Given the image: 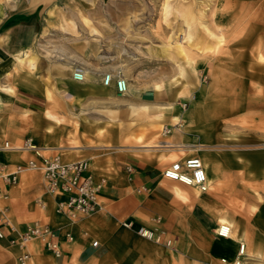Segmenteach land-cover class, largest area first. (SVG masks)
I'll list each match as a JSON object with an SVG mask.
<instances>
[{"label":"crops","instance_id":"crops-1","mask_svg":"<svg viewBox=\"0 0 264 264\" xmlns=\"http://www.w3.org/2000/svg\"><path fill=\"white\" fill-rule=\"evenodd\" d=\"M225 1L236 15L240 9L243 19L259 27L261 39L250 50L257 53L256 67L264 68L260 59L264 0ZM64 4L65 0H0V84L10 78L14 88L5 113L0 110V140L20 146L31 138L45 153L59 152L65 161L87 159V172L104 181L103 208L76 219L58 212L56 201L61 196L46 191L43 175L36 170H26L13 185L0 182L8 194L0 199V211L15 225V230L5 228L6 235L0 238V264H17L22 249L10 240L34 222L48 224L62 250L56 256L40 239H33L31 249L40 264H175L180 260L221 264L220 257L237 255L240 243H245L246 262L251 234L264 232V103L261 108L238 107L224 115L228 99L222 101L217 87L216 96L207 100L204 95L187 111L161 108L174 100L156 87L129 81L128 91L120 94L116 76L123 69L115 47L88 33L83 23L86 15H51L60 14ZM202 59V72L214 74L220 61ZM234 62L238 66V60ZM77 69L83 70V79L74 76ZM108 72L114 78L106 84ZM260 78L264 83V76ZM249 114L262 117L243 132L238 117ZM179 115L183 117L177 122ZM232 116L236 118L230 120V130L237 140L228 160L226 123ZM164 126L172 127L171 131L163 133ZM32 156L31 150L0 151V159L10 165ZM191 156L201 157L210 182L200 195L193 185L163 174L172 161ZM230 175L235 177L234 191L224 185ZM176 185L188 198L179 197ZM261 197L259 224L257 208L252 218L246 213ZM39 199L46 207L40 206ZM221 214L229 216L239 238L217 233ZM140 228L152 230L159 240L139 235Z\"/></svg>","mask_w":264,"mask_h":264},{"label":"rangeland","instance_id":"rangeland-1","mask_svg":"<svg viewBox=\"0 0 264 264\" xmlns=\"http://www.w3.org/2000/svg\"><path fill=\"white\" fill-rule=\"evenodd\" d=\"M186 1L194 5L189 15H178L184 0H65L62 12H52L51 15H86L87 18L83 19L85 29L102 43L115 47L128 80L136 86L157 87L159 84L163 91L170 93L172 100L176 102L175 109L179 111L192 108L198 101L201 102L204 95L207 100L212 99L217 95L218 91H214L216 87L220 89L222 101L228 99L222 110L224 115L225 110L233 104H238L239 108L247 111L258 106L261 108L264 103V83L259 81L260 76H264V68L256 67L253 62L257 53L250 50L251 45L261 39L259 27L251 25L249 18L243 19L240 9L236 15L225 0H203L200 6L207 8L204 13L197 3L195 5L196 0ZM89 15L92 16L91 19ZM182 29H186L184 40L187 55H179L173 47L175 58L164 56L161 45L166 42L167 36L170 35L176 43V35ZM206 56L220 61L214 74L202 72V58ZM233 60H238V66L234 67ZM252 75L255 77H251ZM2 81L4 84H0V110L6 109L14 95L10 78ZM184 102H188L186 107H183ZM2 112L5 113L4 110ZM261 117L250 114L239 116V120H243V132L250 131ZM227 118V123H231L230 120L236 117ZM227 127L225 149L229 160L237 139L231 133V126ZM234 178L230 175L226 180L227 189L232 190L231 187L236 184ZM259 200L248 208L246 215L252 218L253 210L257 208L255 214L261 224L260 204L263 198ZM243 207L244 204L240 209H244ZM231 214L236 216L237 212ZM138 234L141 235L139 232ZM251 235V243H247L248 257L245 264H264V232L255 230ZM45 247L47 248L46 245ZM22 252L23 249L20 253ZM32 255L35 263L40 264L33 252ZM175 264L189 262L180 260V263Z\"/></svg>","mask_w":264,"mask_h":264},{"label":"built area","instance_id":"built-area-1","mask_svg":"<svg viewBox=\"0 0 264 264\" xmlns=\"http://www.w3.org/2000/svg\"><path fill=\"white\" fill-rule=\"evenodd\" d=\"M74 76L83 79L85 74L82 69H77ZM113 78L114 73L108 72L104 77V82L109 84ZM116 86L120 94L128 91L129 80L122 71L117 73ZM187 104L188 102H184L183 107H186ZM171 129L172 127L164 126L162 131L168 133ZM1 150H31L34 153V156L28 158L25 162L14 165L0 159V182L5 185L17 183L20 175L26 170H36L43 175L46 191L61 196L56 201L58 212L76 219L80 216L93 214L103 208L100 193L104 187V181L96 179L93 174L87 172L89 167L87 159L65 161L59 152L45 153L44 148L37 145L31 138H26L20 146H13L7 140H0ZM163 174L170 179L195 185L201 191H207L210 187L203 160L199 156L174 160L164 169ZM7 197L8 194L0 188V199ZM38 203L40 206L46 207L45 201L39 199ZM125 225L130 226L131 223L126 222ZM5 228L15 230V225H13L5 211H0V238L5 237ZM231 232L230 224L227 226L220 224L217 228V233L224 237H229ZM139 233L146 238L159 240V237L152 230L140 228ZM54 235L55 231L48 224L34 222L10 241L12 244L25 245L27 241L40 239L56 256H60L62 250L59 243L53 240ZM68 236L70 239L73 238L70 234ZM97 243L98 241H94V244L97 245ZM245 256V243H240L235 257L222 256L220 262L221 264H245ZM18 264H36L32 252L23 250L18 256Z\"/></svg>","mask_w":264,"mask_h":264},{"label":"bare ground","instance_id":"bare-ground-1","mask_svg":"<svg viewBox=\"0 0 264 264\" xmlns=\"http://www.w3.org/2000/svg\"><path fill=\"white\" fill-rule=\"evenodd\" d=\"M168 1H171V0H168ZM202 2H203V0L201 1V0H196L195 1V5H196V3H197V6L199 5H201L202 4ZM193 4V3H192ZM192 4H188V2L186 1V0H184V2H182V6H181V8H180V10H179V13H178V15H189L191 12H192V7H193V9H194V5H192ZM190 5H192V6H190ZM150 7V6H149ZM201 7V6H200ZM201 9H202V11H203V13H204V11H206L207 10V8H204V7H201ZM151 10V9H150ZM194 11V10H193ZM178 27V26H177ZM185 32H186V29H182V30H180L179 32H178V34L176 35V37H177V42L176 43H174L173 42V39H172V37L169 35V36H167V40H166V42L164 43V44H162L161 45V52H162V54L164 55V56H167V57H169V58H175V56H174V52H172V48L173 47H175L177 50V53L179 54V55H182L183 57L184 56H186L187 55V49H186V46H185V41L186 40H184V38H185ZM213 36H214V34H212ZM216 36V35H215ZM219 37V36H218ZM218 39V38H217ZM222 40V39H221ZM104 41V40H103ZM218 43V42H217ZM99 44V43H98ZM221 44V43H220ZM45 46V45H44ZM47 46V45H46ZM106 47V46H105ZM123 50V49H122ZM60 52V51H59ZM197 52V51H196ZM34 56V55H33ZM67 57V56H66ZM134 57V56H133ZM132 57V58H133ZM261 58H264V54H262L261 55ZM18 59L20 60V61H22V58H20V57H18ZM136 59V58H135ZM125 60V59H124ZM71 61H73V60H71ZM27 62V61H26ZM29 63V62H28ZM71 63V62H70ZM117 65V64H116ZM127 65V64H126ZM113 66V65H112ZM120 66V65H119ZM125 66V65H124ZM90 70V69H89ZM112 70V69H111ZM127 77V76H126ZM130 79V78H129ZM157 89H161V86L158 84V86L156 87ZM75 90V89H74ZM130 93V92H129ZM183 97V96H182ZM137 102H138V100H137ZM129 103V102H128ZM101 104V103H100ZM127 104V103H126ZM122 105V104H121ZM124 105V104H123ZM152 105V104H151ZM199 106V110H202V108L200 109V107H201V104L199 103L198 104ZM156 106V105H155ZM160 106V105H159ZM95 106H93V108H94ZM144 109H146V110H148L149 108H150V106L149 105H143L142 106ZM161 108H167V109H173V108H176V102H174V101H166V102H164V103H162V105H161ZM238 109V106L237 105H234L233 104V106H230L229 108H227L226 110H225V115H228V114H231V113H234L236 110ZM95 110H96V108H95ZM94 110V111H95ZM108 110V109H107ZM110 110V109H109ZM116 110V109H115ZM115 110L113 109V112H115ZM128 110V109H127ZM126 110V111H127ZM156 110V109H155ZM189 110V109H188ZM100 111V110H99ZM111 112H112V109L110 110ZM120 110L118 109V112H119ZM124 111V110H123ZM122 111V112H123ZM100 112H102V109H101V111ZM106 112V111H105ZM105 112H103V114H105ZM110 112V113H111ZM118 112H117V114H118ZM121 112V111H120ZM185 112V111H184ZM124 113V112H123ZM108 114V113H107ZM120 114H122V113H120ZM146 114V113H145ZM191 114V113H190ZM110 116H112V114H110ZM109 115H108V117H110ZM189 116V115H188ZM116 117V116H115ZM138 117H139V114H138ZM152 117V116H151ZM182 115H179V116H176V120H177V122H180L181 120H182ZM114 118V117H113ZM122 118H124V117H122ZM121 119V118H120ZM132 119V118H131ZM178 124V123H177ZM226 125H228V126H231V123H226ZM166 141V140H165ZM236 144V142L234 143V145ZM185 151V150H184ZM174 152V151H173ZM177 156V154H173V157L175 158ZM233 184V183H232ZM225 185V184H224ZM194 187H196L195 185H193ZM215 187L213 186V185H211V189H214ZM196 189H197V191H196V194L197 195H200L201 194V190L199 189V188H197L196 187ZM231 189L234 191L235 189H236V184H234L232 187H231ZM174 191L179 195V197L180 196H182V197H184L185 199L186 198H188L185 194H184V191L182 190V188L181 187H179V186H174ZM188 200V199H187ZM219 223L220 224H222V225H224V226H227L228 224H229V222H231V220H230V218H229V216L227 215V214H221V215H219ZM125 224V223H124ZM243 227V226H242ZM244 232H245V230H244ZM231 237L232 238H234V239H237V238H239L238 236H236L235 235V232L234 231H232V233H231ZM32 241L33 240H30V241H27L26 243H25V245H20V247L23 249V250H29V251H31L32 252V249H31V245H32Z\"/></svg>","mask_w":264,"mask_h":264}]
</instances>
